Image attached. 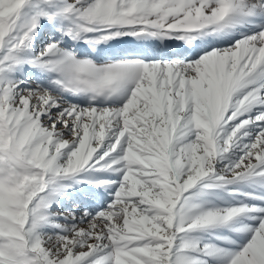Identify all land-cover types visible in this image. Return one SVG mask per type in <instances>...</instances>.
Listing matches in <instances>:
<instances>
[{
  "label": "snow or ice",
  "instance_id": "6c2138e0",
  "mask_svg": "<svg viewBox=\"0 0 264 264\" xmlns=\"http://www.w3.org/2000/svg\"><path fill=\"white\" fill-rule=\"evenodd\" d=\"M0 264H264V0H0Z\"/></svg>",
  "mask_w": 264,
  "mask_h": 264
}]
</instances>
